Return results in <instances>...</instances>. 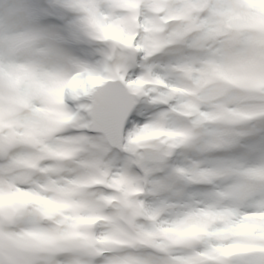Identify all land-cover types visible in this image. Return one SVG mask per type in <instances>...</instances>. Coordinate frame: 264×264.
<instances>
[{"label":"clouds","instance_id":"clouds-1","mask_svg":"<svg viewBox=\"0 0 264 264\" xmlns=\"http://www.w3.org/2000/svg\"><path fill=\"white\" fill-rule=\"evenodd\" d=\"M119 91L138 119L98 132ZM264 248V0H0V264H251Z\"/></svg>","mask_w":264,"mask_h":264},{"label":"snow or ice","instance_id":"snow-or-ice-1","mask_svg":"<svg viewBox=\"0 0 264 264\" xmlns=\"http://www.w3.org/2000/svg\"><path fill=\"white\" fill-rule=\"evenodd\" d=\"M138 117L129 111L128 101L119 91L102 95L90 109L91 125L104 134L115 135L129 128ZM251 264H264V253L246 256Z\"/></svg>","mask_w":264,"mask_h":264},{"label":"bare ground","instance_id":"bare-ground-1","mask_svg":"<svg viewBox=\"0 0 264 264\" xmlns=\"http://www.w3.org/2000/svg\"><path fill=\"white\" fill-rule=\"evenodd\" d=\"M260 253H264V248H261L258 245H256V246L249 245L246 251H238L232 256H237V255L251 256V255H256V254H260Z\"/></svg>","mask_w":264,"mask_h":264},{"label":"rangeland","instance_id":"rangeland-1","mask_svg":"<svg viewBox=\"0 0 264 264\" xmlns=\"http://www.w3.org/2000/svg\"><path fill=\"white\" fill-rule=\"evenodd\" d=\"M237 256H240V255H237Z\"/></svg>","mask_w":264,"mask_h":264}]
</instances>
